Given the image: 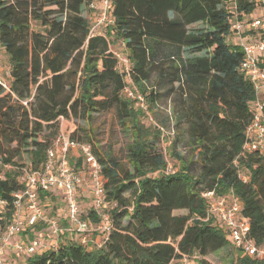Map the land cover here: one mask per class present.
I'll use <instances>...</instances> for the list:
<instances>
[{
    "label": "trees",
    "instance_id": "obj_1",
    "mask_svg": "<svg viewBox=\"0 0 264 264\" xmlns=\"http://www.w3.org/2000/svg\"><path fill=\"white\" fill-rule=\"evenodd\" d=\"M111 1L114 23L91 35V18L83 15L91 0H0V50L9 57L11 86L0 85V158L11 165L0 179L1 224L11 221L13 193L44 163L63 124L114 109L122 127L133 123L140 131L138 116L160 96L149 85L154 73L157 85L176 96L177 138H189L192 157L181 163L178 156L176 169L167 172L160 134L138 133L122 162L81 141L85 130L73 123L68 137L92 146L106 180L109 239L89 249L68 233L56 248L26 255L22 264H215L208 255L233 243L209 213L207 191L238 198L251 238L264 245V153L243 149L255 89L240 70L244 51L233 29L236 17L258 15L260 3ZM117 40L125 43L129 71L119 69L111 45ZM126 87L140 92L146 109ZM22 154L28 161L19 163ZM70 160L80 171V155ZM50 197L40 191L42 200ZM88 216L98 223L93 207ZM237 252L231 264H264Z\"/></svg>",
    "mask_w": 264,
    "mask_h": 264
},
{
    "label": "built area",
    "instance_id": "obj_2",
    "mask_svg": "<svg viewBox=\"0 0 264 264\" xmlns=\"http://www.w3.org/2000/svg\"><path fill=\"white\" fill-rule=\"evenodd\" d=\"M260 3L259 14L252 17H236L233 29L236 44L244 51L240 70L251 80L255 89L253 101L254 113L245 131L244 151L264 153V0H252ZM100 5L98 7L97 5ZM92 8L97 11L91 18V35L102 31L106 24H113L111 0H91ZM249 37V41H247ZM124 51L126 50L125 43ZM119 59V69L129 71L130 64L123 51H114ZM10 68L0 65V85L11 91L9 81ZM125 94L137 97L144 107V98L129 87ZM27 102H24L26 104ZM71 151H78L82 158L80 171L74 170L71 164ZM76 156V155H75ZM11 165L0 158V179H4L5 170ZM172 172V166H168ZM246 180L247 177L244 176ZM24 187L13 193L14 211L11 221L6 225L0 222V264H6L10 252L24 255L43 253L56 248L62 236L75 234L81 244L90 247V243L102 246L109 239L111 216L106 212L105 178L102 174L93 148L90 144L70 139L59 133L47 150L44 163L23 176ZM80 186H88L93 195V208L99 218L93 227L85 212L78 203ZM40 191L58 195L66 209V222L61 225V217H47ZM203 196L209 203V213L215 215L228 230L234 247L252 257L264 260V245H258L250 236V221L241 213L242 203L233 194L218 196L215 191H207ZM6 202L0 199V215ZM1 217V216H0ZM43 222L47 225L49 241L34 237L29 241L21 238L24 230ZM47 238V239H48Z\"/></svg>",
    "mask_w": 264,
    "mask_h": 264
},
{
    "label": "rangeland",
    "instance_id": "obj_3",
    "mask_svg": "<svg viewBox=\"0 0 264 264\" xmlns=\"http://www.w3.org/2000/svg\"><path fill=\"white\" fill-rule=\"evenodd\" d=\"M232 3H228V7H231ZM83 15L88 19L93 18L95 11L91 3L83 7ZM114 51H123V54L126 55L127 51H124V45L120 40L114 41L111 43ZM0 65L6 68L9 66V57L4 52L0 50ZM157 74L154 73L152 79L150 81V86L157 87V92L160 94L158 96L157 105H152L151 109L145 110V114H141L138 116L139 126L141 130L139 131L137 128L135 129L132 124L128 123L126 127H122L114 109H111L106 112L95 113L93 114L92 119L84 120H72L70 122H66L61 127L60 133L69 135L72 129H74L73 123L83 127L85 131H79V138L81 141L87 142L91 141L93 146L97 148L99 153L111 152L115 157H117L122 162H127V148L134 142L135 138H137L138 133H142V135L149 136L154 134H160V141L157 144V148L159 151H162L168 158L169 165L172 166V171L176 169L175 164H179L178 156H182L181 163L184 160H189L192 157V150L190 145L188 144L189 138L186 135L179 136L177 135L178 130L176 128V119L174 115V104L176 101V96L170 95L167 92V87L163 84L157 85ZM134 91V90H133ZM137 94H140L138 90L134 91ZM142 107V106H141ZM146 109V107H142ZM138 132H137V131ZM89 136V139H88ZM175 151L176 156L171 157V151ZM71 156H79L78 151H71ZM16 161L19 163L27 162L28 158L25 154L17 157ZM169 168L167 169V172ZM54 196V197H53ZM227 196V195H226ZM53 198L50 200H43V206L46 212L47 217H61L63 220L61 221V225L64 226L66 222V209L63 201L60 199L58 195H52ZM78 203L80 208L85 212V215L88 216V211L93 207V195L91 189L86 186V189L79 190L78 193ZM89 220L92 223V226H97V223L92 221L91 217ZM21 235L26 239V241L31 240L34 237H42L43 239H47V225L43 222L40 223L39 227L36 229H27L24 230ZM229 239L231 240L230 236ZM95 243H90L89 249L95 248ZM237 249L233 247V245H228L225 248L217 251L215 253H211L208 255V259H210L215 264H231L232 260L236 258ZM26 255L19 254L16 252H10L8 264H22V259H24Z\"/></svg>",
    "mask_w": 264,
    "mask_h": 264
},
{
    "label": "crops",
    "instance_id": "obj_4",
    "mask_svg": "<svg viewBox=\"0 0 264 264\" xmlns=\"http://www.w3.org/2000/svg\"><path fill=\"white\" fill-rule=\"evenodd\" d=\"M97 6H98V7H100V5H99V4H98ZM8 67H9V66H8ZM84 189H86V186H83V188H82L81 190H84ZM21 238H22L23 240H25V241H26V239H24V237H22V236H21ZM28 241H29V240H28ZM48 241H49V238H48V239H46V242H48ZM9 255H10V254H8V255L6 256V258H9ZM22 260H23V259H22ZM7 264H8V263H7Z\"/></svg>",
    "mask_w": 264,
    "mask_h": 264
}]
</instances>
